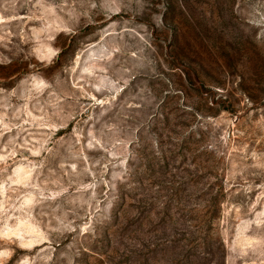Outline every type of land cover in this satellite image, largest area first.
<instances>
[{
    "label": "rangeland",
    "instance_id": "374dc122",
    "mask_svg": "<svg viewBox=\"0 0 264 264\" xmlns=\"http://www.w3.org/2000/svg\"><path fill=\"white\" fill-rule=\"evenodd\" d=\"M0 264H264V0H0Z\"/></svg>",
    "mask_w": 264,
    "mask_h": 264
}]
</instances>
